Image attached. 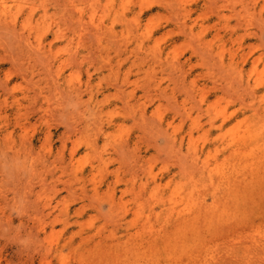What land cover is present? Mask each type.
<instances>
[{
    "label": "rangeland",
    "instance_id": "obj_1",
    "mask_svg": "<svg viewBox=\"0 0 264 264\" xmlns=\"http://www.w3.org/2000/svg\"><path fill=\"white\" fill-rule=\"evenodd\" d=\"M252 225L264 0H0V264H264Z\"/></svg>",
    "mask_w": 264,
    "mask_h": 264
},
{
    "label": "bare ground",
    "instance_id": "obj_2",
    "mask_svg": "<svg viewBox=\"0 0 264 264\" xmlns=\"http://www.w3.org/2000/svg\"><path fill=\"white\" fill-rule=\"evenodd\" d=\"M263 230V227L261 225H252L250 227V231L248 233H245L246 237L243 239V243L246 245L244 246H236L234 244L233 248L228 252V256L226 258V261L228 263H232L233 257L237 255L238 249H244L246 251H253V249L262 247L263 241L260 244V241L258 240L259 237L256 235H252L255 233H261ZM136 236L135 233H131L129 231L126 235L127 240L124 243L125 246H130V241ZM170 236L164 237L160 233H152V236L150 240L148 241V246L150 247L151 255L147 262V264H181L183 262L182 259H180L179 255L181 253L187 255L190 259H193V263L200 264L201 260L196 261L202 254L200 253L202 250L199 249L197 246H189L186 247L183 244H185L183 241L178 242H172L169 238ZM243 237V236H242ZM121 243V242H120ZM196 247V250L194 248ZM189 249V250H188ZM233 250V251H232ZM199 253V254H198ZM198 254L197 257H195ZM167 255V257H161V256ZM222 260L217 258L215 255V262L220 263ZM101 264H107L105 260L101 262Z\"/></svg>",
    "mask_w": 264,
    "mask_h": 264
}]
</instances>
